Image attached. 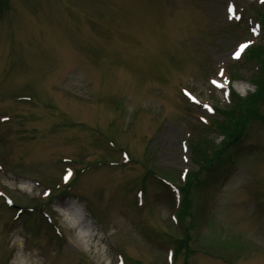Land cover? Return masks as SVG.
Wrapping results in <instances>:
<instances>
[{
    "label": "rangeland",
    "instance_id": "rangeland-1",
    "mask_svg": "<svg viewBox=\"0 0 264 264\" xmlns=\"http://www.w3.org/2000/svg\"><path fill=\"white\" fill-rule=\"evenodd\" d=\"M0 7V264H264V3Z\"/></svg>",
    "mask_w": 264,
    "mask_h": 264
},
{
    "label": "snow or ice",
    "instance_id": "snow-or-ice-1",
    "mask_svg": "<svg viewBox=\"0 0 264 264\" xmlns=\"http://www.w3.org/2000/svg\"><path fill=\"white\" fill-rule=\"evenodd\" d=\"M248 45L247 44H241L240 45V49L243 50L244 48H246ZM239 52H236V58H239ZM213 83H215V81H213Z\"/></svg>",
    "mask_w": 264,
    "mask_h": 264
},
{
    "label": "trees",
    "instance_id": "trees-1",
    "mask_svg": "<svg viewBox=\"0 0 264 264\" xmlns=\"http://www.w3.org/2000/svg\"><path fill=\"white\" fill-rule=\"evenodd\" d=\"M204 157H205V156H204ZM185 187H187V185H186ZM185 187H184V188H185ZM184 188H180V191L182 192V190H183Z\"/></svg>",
    "mask_w": 264,
    "mask_h": 264
},
{
    "label": "bare ground",
    "instance_id": "bare-ground-1",
    "mask_svg": "<svg viewBox=\"0 0 264 264\" xmlns=\"http://www.w3.org/2000/svg\"><path fill=\"white\" fill-rule=\"evenodd\" d=\"M89 230V232H90V229H88Z\"/></svg>",
    "mask_w": 264,
    "mask_h": 264
}]
</instances>
